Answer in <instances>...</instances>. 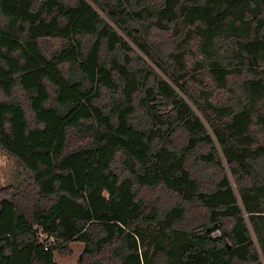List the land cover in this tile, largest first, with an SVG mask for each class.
<instances>
[{
  "label": "trees",
  "instance_id": "obj_1",
  "mask_svg": "<svg viewBox=\"0 0 264 264\" xmlns=\"http://www.w3.org/2000/svg\"><path fill=\"white\" fill-rule=\"evenodd\" d=\"M129 1L0 0V149L20 167L0 264H57L71 241L78 264H264V0ZM101 14L127 35L128 19L193 27L216 89L237 76L245 100L197 102L210 134L184 74L153 58L167 78L137 71Z\"/></svg>",
  "mask_w": 264,
  "mask_h": 264
},
{
  "label": "rangeland",
  "instance_id": "obj_2",
  "mask_svg": "<svg viewBox=\"0 0 264 264\" xmlns=\"http://www.w3.org/2000/svg\"><path fill=\"white\" fill-rule=\"evenodd\" d=\"M135 1L136 0H130L129 3L126 2V8L134 6ZM146 1L150 10L154 12L158 10V5L161 3V0ZM137 2L138 4L140 3L139 1ZM101 16L118 31L121 38L130 48L131 65L137 71L144 72L145 74H149V71H154L160 77L164 79L167 78L153 63V58L164 65L168 71L184 74L182 86L185 89V93L178 89L177 93L187 101L193 112L205 125V118L196 107L197 102L203 106H207L208 101L215 102V104L219 106H227L232 104L236 105L240 100L241 102L245 100L242 87L240 86L241 79L237 76H233L229 79V86L225 91L216 89L215 82L208 72L209 62L211 60L200 52V38L196 35L193 27L185 25H176L172 27L171 25L168 29H165L160 28L159 24L156 23L154 19H150V17L143 18L144 20L141 21L128 19V29L131 35H127L111 23L105 15L101 14ZM81 40L84 51H87L92 37L83 36ZM140 42L144 44L149 54H146L141 49L139 46ZM48 43L49 50H47V52L59 50L61 46L65 45V41L60 39H51ZM223 44L224 46L220 49L222 63L223 65H228L227 60L229 56L226 45H235V42H223L219 45ZM103 54L105 57L106 54L104 52ZM229 67H233V65ZM259 69L264 71V62L261 63ZM15 96L18 100L24 99V95L22 96L21 92H17ZM5 98L6 97L0 94V99L3 100ZM206 129L211 134L208 125H206ZM179 138L181 137L179 136L178 139ZM261 142L264 144V136H261ZM19 173L20 167L17 161L0 149V196L5 193L4 191L8 186L15 183V179L19 176ZM227 173L230 177V173ZM230 178L233 181L232 176ZM214 235H218V233ZM45 237V235L39 236L47 245L57 247L61 244V242L55 241L51 237ZM83 250L84 243L81 241H71L68 244L62 243L61 247L54 252V260L57 264H78V258Z\"/></svg>",
  "mask_w": 264,
  "mask_h": 264
},
{
  "label": "built area",
  "instance_id": "obj_3",
  "mask_svg": "<svg viewBox=\"0 0 264 264\" xmlns=\"http://www.w3.org/2000/svg\"><path fill=\"white\" fill-rule=\"evenodd\" d=\"M217 233H218L217 230H215V231L212 232V234H217ZM40 235H45V236L47 237V235L44 234V233H42V232L39 233V236H40ZM46 237H45V238H46ZM51 238H52V237H51ZM39 239H40L41 242L43 241L41 238H39ZM52 239H53V238H52ZM53 240H54V239H53ZM43 244H44V242H43ZM44 246H45L44 248L47 249V246H48V245H47L46 243L44 244Z\"/></svg>",
  "mask_w": 264,
  "mask_h": 264
},
{
  "label": "crops",
  "instance_id": "obj_4",
  "mask_svg": "<svg viewBox=\"0 0 264 264\" xmlns=\"http://www.w3.org/2000/svg\"><path fill=\"white\" fill-rule=\"evenodd\" d=\"M56 262V261H55Z\"/></svg>",
  "mask_w": 264,
  "mask_h": 264
}]
</instances>
